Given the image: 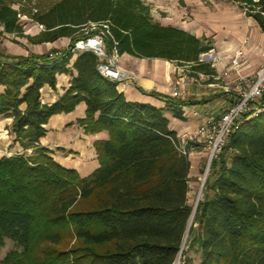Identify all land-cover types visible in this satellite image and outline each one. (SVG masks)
Masks as SVG:
<instances>
[{"label": "trees", "instance_id": "1", "mask_svg": "<svg viewBox=\"0 0 264 264\" xmlns=\"http://www.w3.org/2000/svg\"><path fill=\"white\" fill-rule=\"evenodd\" d=\"M23 1L0 0V33L24 36L18 15L27 13L42 25L25 36L30 43L70 42L54 57L0 58V116L12 118L13 141L34 150L0 157V247L8 239L19 248L0 264H174L186 234L180 264H264V92L212 160L189 225L190 162L176 151L165 116L183 119L185 102L168 98L157 107L127 100L97 71L91 51L68 63L73 43L94 32L89 24L105 23L109 52L164 59L210 82L215 69L200 55L212 49L211 40L154 20L145 0ZM229 1L264 33V0ZM71 70L65 92L41 103L40 89H54L56 76ZM81 101L85 116L77 124L85 133L108 134L94 142L98 167L84 177L39 146L48 119Z\"/></svg>", "mask_w": 264, "mask_h": 264}, {"label": "crops", "instance_id": "2", "mask_svg": "<svg viewBox=\"0 0 264 264\" xmlns=\"http://www.w3.org/2000/svg\"><path fill=\"white\" fill-rule=\"evenodd\" d=\"M176 4L179 6L177 11L181 14L189 11L192 22L178 25L159 22L211 40L212 49L208 52H213L218 57V60L212 63L216 72L213 81L209 82L208 76L199 74L207 78L206 84L199 85L191 82L196 79L190 77L184 87L178 86L179 94L173 97L171 93L176 88L175 82L179 71L175 63L160 58H137L122 54L119 58L122 61L125 60V63L120 65L136 73L137 79L131 84L116 86V88L129 101L149 103L157 107H164L168 98L185 102V105L181 107L183 119L165 112L169 129L179 133L194 129L205 118L218 116L236 100L235 90L231 92L232 90L225 88L236 80V75L230 72L232 54L237 49L242 50L240 74L250 75L264 58V33L250 16L245 15L237 3L229 0H176ZM13 6L17 8V5ZM38 25L29 20L24 25V36L0 33V58L9 59L29 55L50 57V52L66 49L70 42L69 37H60L49 42L30 43L25 36L39 33L42 29ZM76 54L70 58L69 68ZM74 74V70L67 74H58L54 89L44 85L40 89L41 103L55 102L65 92ZM2 92L3 86H0V93ZM151 92L157 95L153 96ZM23 108L24 106L21 105L20 109ZM85 108V103L81 101L71 112L52 115L44 125L45 135L39 139V146L47 149L48 155L57 164L75 170L81 177L87 176L98 167L94 142L108 137L106 131L85 133L83 127L77 124V120L85 116ZM11 120L12 118L8 115L0 116V157L3 150L18 152L24 149L18 142L13 141L14 135L10 130ZM188 160L190 162L188 172L190 193L196 189L199 182L205 160L204 149L201 146L196 147L189 154Z\"/></svg>", "mask_w": 264, "mask_h": 264}, {"label": "built area", "instance_id": "3", "mask_svg": "<svg viewBox=\"0 0 264 264\" xmlns=\"http://www.w3.org/2000/svg\"><path fill=\"white\" fill-rule=\"evenodd\" d=\"M18 16L21 20L27 18L24 15ZM38 26L42 29V25ZM89 26L94 32L89 36L76 40L70 47V52L72 54L81 51L93 52L98 59L96 65L97 71L101 76L115 83L116 86H125L133 83L137 79V74L120 65L119 55L114 49L110 52L107 50L105 43V38L109 34L107 25L105 23H90ZM1 30L2 27H0V31ZM204 54L205 53L202 55ZM56 55H58V52H54L51 56L54 57ZM241 56L242 50L237 49L234 51L230 60V72L236 75L234 87V89L238 91L236 100L218 116L205 118L194 129L176 133L174 138H171L176 151L180 155L188 157L198 146L204 149L205 163L198 182L199 194L196 198V204L199 200L205 179L209 173L212 160L221 152L227 136L236 127L242 114L251 109L250 103L259 98L264 92V64L254 72L252 79L247 81L245 76L240 74ZM175 84L179 87H183L185 82L183 78H180ZM243 84L245 87L241 88ZM178 94L179 91L177 90H173L171 93L173 97H176ZM12 154H19V152L10 153L4 150L2 153L4 156H10Z\"/></svg>", "mask_w": 264, "mask_h": 264}, {"label": "rangeland", "instance_id": "4", "mask_svg": "<svg viewBox=\"0 0 264 264\" xmlns=\"http://www.w3.org/2000/svg\"><path fill=\"white\" fill-rule=\"evenodd\" d=\"M50 1L51 0H33L32 2L29 3L28 0H25V1H23V3H24V5L30 6L31 3L40 2V5L46 6L50 3ZM146 2L149 4V6L151 8L152 18L158 22L162 21L164 23L177 24V25L178 24H185V23L190 24L192 22V16L190 15L189 11L186 13H182V14L177 11V8H179V6L176 4V0H146ZM27 6H25V8H24L25 10H26V8H28ZM26 15H27V13H26ZM26 15H24V16H26ZM28 21H29V19H27V18L22 19V22L24 23V25L27 24ZM11 40L14 41L13 37H11ZM54 52H60V51H54ZM54 52H50V54H49L50 57H52L51 55L54 54ZM228 58H230V56ZM200 59L204 62L211 63V66L213 67L212 63L217 61L218 57L216 55H214L213 52H206L204 55H200ZM119 63L124 64L125 60L122 61L119 58ZM246 64H248V62ZM263 64H264V58H262L259 67ZM177 67H178L177 70H179L177 72L178 73L177 74V80L180 78H183V81L185 82V84L183 85V87H184L188 82L187 80H190V77L187 75L188 74L187 73L188 68L185 66H179V65H177ZM258 68H256L255 71ZM255 71H253V73H251L250 75L244 74L245 79L247 81H250L252 79ZM193 78H195V77H193ZM195 79L196 80H192L191 82H194V83L199 84V85H204L207 83V81H206L207 78L205 76H199L198 75V77H196ZM175 86H176L175 90L179 91L178 86L176 84H175ZM234 87H235V82L233 84L230 83L227 85V88L229 90H232L231 92H234L233 91V90H235ZM244 87H245V85L243 84L241 86V88H244ZM235 96H236V98L238 96L237 90H235ZM3 152H4V150L2 151V153ZM7 152H10V151H7ZM18 152H19V155L26 156V157L33 156V154H34L33 148H26V149H23V150L18 151ZM2 153H1V156H2ZM10 153H16V152H10ZM204 163H205V160H204ZM203 168H204V164L202 166L200 176L202 174ZM198 190H199V187L197 185L196 189L191 191L190 193H188V196H187L188 202L192 205L193 208L196 205V198L199 194ZM200 196H201V193H200ZM192 218H193V215L191 216L190 223L192 221ZM183 248H184V245H183ZM12 249H19V248H17L12 241L6 239L3 246L0 247V259H2L5 256V254ZM188 255L195 258V255L193 254L192 251H188ZM177 258H178V264H180L181 263V256H179ZM195 260H196V258H195ZM196 263H197V261H194V264H196Z\"/></svg>", "mask_w": 264, "mask_h": 264}, {"label": "water", "instance_id": "5", "mask_svg": "<svg viewBox=\"0 0 264 264\" xmlns=\"http://www.w3.org/2000/svg\"><path fill=\"white\" fill-rule=\"evenodd\" d=\"M195 207H196V205H195L194 208L192 209V214H191V216H192L193 213H194ZM190 219H191V218H190ZM189 225H190V221H189ZM189 225H188V226H189ZM187 231H188V228H187ZM186 235H187V234H186ZM186 235H185V238H186ZM185 238H184V240H183L182 247H181V250L179 251L178 257H179L180 254H181V251H182V248H183V245H184V242H185Z\"/></svg>", "mask_w": 264, "mask_h": 264}, {"label": "bare ground", "instance_id": "6", "mask_svg": "<svg viewBox=\"0 0 264 264\" xmlns=\"http://www.w3.org/2000/svg\"><path fill=\"white\" fill-rule=\"evenodd\" d=\"M174 264H178V258L175 260Z\"/></svg>", "mask_w": 264, "mask_h": 264}]
</instances>
